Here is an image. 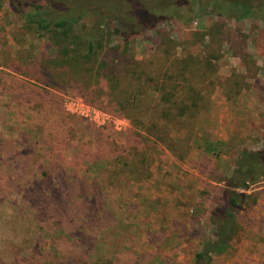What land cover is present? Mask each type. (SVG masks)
I'll return each instance as SVG.
<instances>
[{
	"label": "rangeland",
	"instance_id": "374dc122",
	"mask_svg": "<svg viewBox=\"0 0 264 264\" xmlns=\"http://www.w3.org/2000/svg\"><path fill=\"white\" fill-rule=\"evenodd\" d=\"M9 1L0 0V184L15 173L32 196L54 204L25 199L31 217H47L42 257L85 250L80 235L91 264H193L238 156L264 147V23L211 16L200 0L182 10L181 21L163 22L128 44L105 25V61L135 72L127 91H155L139 96L149 106L138 115L139 168L125 162L120 171L115 158L131 155L124 136L130 120L108 113L100 98L92 104L85 91L54 90L69 78L66 66L40 80L51 40L25 27ZM65 113L93 124L87 133L94 140H77ZM245 193L250 199L236 216L231 247L213 264H264V180ZM71 201H90L95 210H74ZM75 216L82 223L76 227Z\"/></svg>",
	"mask_w": 264,
	"mask_h": 264
},
{
	"label": "trees",
	"instance_id": "16d2710c",
	"mask_svg": "<svg viewBox=\"0 0 264 264\" xmlns=\"http://www.w3.org/2000/svg\"><path fill=\"white\" fill-rule=\"evenodd\" d=\"M204 1L205 6L200 3V0H149V2L144 0H10L8 7L14 15L22 19L25 27L38 36L47 35L51 40L49 42L53 53L46 57L45 67L38 74L40 80L53 76V72L51 73L53 68L66 66L64 72L71 74L63 86L51 85L54 90L60 91L61 88H65L75 96L85 91L89 93V96L94 97L90 99L92 104L100 98L103 104L100 106L108 113L118 119L126 117L130 120L132 129L126 134L113 132L118 136L125 134L124 136L127 135L126 137L130 140L129 146L132 149L129 161H122V156L115 158L116 166H120L119 170L123 171L125 162L135 170L139 168L134 162L142 146L143 123L138 119V115L142 113V108H146L143 109L144 113H147L149 108L147 104H141L139 96L155 91L154 89L136 93L127 91L126 79L135 75V72L129 67L119 71L114 60L105 61L106 57L101 53V39L105 35V25L110 24L112 34L122 43L128 44L163 22L181 21L184 16L182 10L191 3L197 6L200 3L201 11L217 18H230L236 22L255 18L264 23V4L261 0ZM115 11L118 14H115ZM192 12L199 13L195 10ZM85 20H90L91 23L87 26L83 25ZM101 80L105 81L103 87L100 85ZM87 84L91 87L95 86V89L93 88L95 91H90V86ZM106 97H112V100L105 101ZM65 115L74 122L76 132L79 133L77 140L86 137H89L90 141L94 140L93 132L87 133L91 128L94 129L93 124L66 113ZM99 134H95L97 139ZM259 180H264V147L256 152L244 151L238 156L233 171L221 190L220 197L216 199L215 205L209 212L208 220L213 227V232L201 243L194 255L193 264H213L214 257L228 252L237 231L236 216L250 199L245 192L250 185ZM28 188L30 186L27 181L23 178L19 179L15 173H11L0 184V264H60L61 259L64 264H91L90 249H87L88 242H85L88 239L82 240L80 235H77V238L82 241L81 245L86 248L85 250L65 251L61 259L55 253L42 257L44 242L40 232L47 223V217H31L28 202L44 208L50 202L46 200L47 198L32 196L33 191ZM40 191L42 190L39 188L38 192ZM42 199H45L46 203H43ZM60 200L61 198L56 199L55 203L60 204ZM38 201L42 202L38 204ZM69 203L74 210L83 208H86V211H90L91 208L95 210L90 201ZM52 206L54 204H49V207ZM80 219L78 216L71 217L72 226L82 224L78 222Z\"/></svg>",
	"mask_w": 264,
	"mask_h": 264
}]
</instances>
